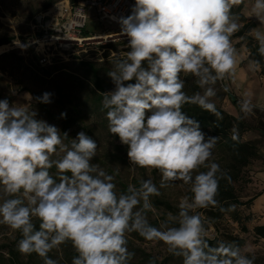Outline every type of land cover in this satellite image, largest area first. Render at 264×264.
<instances>
[{
	"label": "clouds",
	"instance_id": "9594fccd",
	"mask_svg": "<svg viewBox=\"0 0 264 264\" xmlns=\"http://www.w3.org/2000/svg\"><path fill=\"white\" fill-rule=\"evenodd\" d=\"M242 2L135 0L131 14L118 20L130 50L113 53L117 58L108 75L115 90L102 100L108 130L127 146L131 164L160 173L159 188L169 181L190 185L178 214L169 213L159 228L147 217L150 197L160 195L151 179L118 193L115 177L92 163L96 140L83 131L69 140L37 119L30 104L0 100V224L21 233V253L59 264L49 253L70 242L77 253L72 264H130L128 234L137 232L163 242L183 264H254L238 245L222 241L212 247L206 239L202 214L195 210L218 206L220 181L231 177L215 162L218 138H206L199 122L182 111L195 105L222 119L214 86L234 75L238 50L232 37L242 25L232 9ZM249 13L264 25V0H249ZM249 34L264 57V30ZM261 67L258 59L248 63L252 72ZM182 74L195 78L202 91L189 95ZM50 96L36 100L48 104ZM25 98L33 99L30 93ZM241 111L252 112L250 100L241 101ZM146 112H151L147 118Z\"/></svg>",
	"mask_w": 264,
	"mask_h": 264
},
{
	"label": "rangeland",
	"instance_id": "374dc122",
	"mask_svg": "<svg viewBox=\"0 0 264 264\" xmlns=\"http://www.w3.org/2000/svg\"><path fill=\"white\" fill-rule=\"evenodd\" d=\"M60 1L62 0H0V39L6 37L14 39L10 44L0 46V100L7 99L10 104H30L38 112L37 119H43L50 125L56 126L62 134L67 133L69 140L75 139L82 131L96 140L98 149L92 163L99 164L115 177L113 182L117 186V192L120 185L138 186L141 180L146 179H151L159 188L163 179L160 173L154 169H141L131 164L127 156V146L120 142L118 136H113L109 132L106 115L96 103V97L92 95L90 72L81 66V63H94L105 89L108 92L114 91L115 85L108 72L117 58L113 53L123 52L121 42L118 39L87 40L75 46L68 54L54 52L51 64L45 66L39 64V50L29 45L33 37L34 17L42 13L46 5L53 6ZM234 7H239L247 20L255 21L257 28L264 30V25L250 15L249 0H243ZM102 31L99 25L89 22L84 37H99L102 36ZM116 32H118L117 28L111 27L105 35ZM232 40L238 50L237 61L244 59L247 50L239 45L242 40ZM245 63L239 65L244 68V74L237 73L238 67H236L234 75L217 82L214 86L217 91L214 102L216 107L236 117L237 111L227 100L226 93L235 96L240 105L243 99H248L252 108L263 110L260 111V119L264 123V88L260 84L258 75L250 71ZM182 79L185 80V91L189 95L192 94L194 86L197 87V91H202L192 76L182 74ZM130 82L135 83L134 80ZM25 93H30L33 99L28 101ZM44 93L51 94V102L48 104L38 103L36 100ZM62 113H66L63 118ZM149 115L151 112H146V118ZM255 116L258 117L252 109V112L246 115L247 123L252 125L256 120ZM241 139L255 141L258 148L257 160L242 172L240 180L236 182L237 196L244 202L264 192V138L257 132L250 131L244 133ZM220 155L218 148L214 147L215 162L225 166ZM52 172L55 174V169H52ZM167 183L168 187L159 188V196L150 197L153 208L147 212V217L149 222L155 223L153 226L158 228L167 220L169 213L178 214L180 198L191 195L190 185L182 181ZM156 197L168 203L170 209L154 204ZM233 206L224 209L220 216L206 217L205 209L195 210L202 214L207 231L206 239L210 241L215 239L217 243L234 238L240 239L242 253L253 259L254 264H264V241L255 239L251 230L255 220L251 224L245 223L244 219L247 217L245 208ZM235 215L240 223H236ZM241 223L247 229L245 233L241 231ZM20 239L22 235L19 231L0 224V253L6 254L10 248L16 254L17 264H43V259L37 254H24L18 250ZM63 246L64 244L52 250L49 257L58 260L59 264H72V261L63 260L61 254ZM69 248L75 251L71 244ZM128 249L130 252L132 249L135 251L136 259H142V264H183L182 257L171 254L163 242L147 241L137 232L128 234ZM0 264L6 263L0 262Z\"/></svg>",
	"mask_w": 264,
	"mask_h": 264
},
{
	"label": "trees",
	"instance_id": "16d2710c",
	"mask_svg": "<svg viewBox=\"0 0 264 264\" xmlns=\"http://www.w3.org/2000/svg\"><path fill=\"white\" fill-rule=\"evenodd\" d=\"M51 5L52 4L46 5L44 7V11H46ZM232 11L234 13H238L241 16L242 25L240 31L235 33L232 39H240L241 37H243V39H241L242 41L239 42V45L244 46L247 50L246 61L249 62L251 59L260 60L262 67L259 71V76L261 78H264V57L259 56L258 44L249 34L252 29L257 28V25L255 21L247 20L245 15L241 13L239 7H233ZM83 35L85 36L86 33L84 32ZM13 40V37L1 38L0 46L10 44L11 42H13ZM109 46L112 47L111 45ZM81 66H84L90 72L89 80L91 81L93 88L92 95L96 97V103L106 115L107 110L103 109L102 100L103 94L107 93L108 91L103 86L102 80L100 79L98 71L96 70V65L94 63H81ZM196 91L197 87L194 86L192 89V93ZM226 97L231 106L237 111L236 117L227 114L218 107L217 110L221 113L222 116V119L219 120L211 113L204 111L195 105H185L182 111L186 116L199 122L200 129L205 134L206 138H218L215 147H217L220 151V156L225 163V166L221 164L220 167L231 177V182H228V180L226 179L220 181L219 192L217 196L219 204L216 207H209L205 209V216H220L223 214L224 209L228 208V206L230 205H234L236 207L245 208L247 217L244 219V222L247 224H251V222L256 218L255 215L250 212L251 206L253 205L254 201L259 198L264 192L258 193L252 198L242 202L237 196V190L235 186L236 182L240 180L242 172L258 158V148L255 141H242L241 137L244 133L253 131L257 132L259 136L264 138V123L262 119H260V111L263 110L252 108L253 111H255V113L258 115V117L255 116L256 120L252 123V125L248 124L246 121V115L241 111V105L239 104L238 99L230 93H226ZM137 187H139V184ZM127 188L128 186L126 185H120L118 193L125 192ZM154 204L162 205L166 209H170V205L168 203L160 201L157 197L154 201ZM236 216L237 215H235L234 217L236 223H240ZM34 223L36 224V227L38 229L39 221L35 220ZM152 225H155V223H153ZM251 230L255 239L264 241V226H252ZM241 231L244 233L247 231L246 227H243L242 223ZM207 241L212 247L218 245L215 239ZM227 242L234 243L239 247L242 245V241L236 238L228 240ZM70 244V242L65 243L63 249L61 250L63 260L72 261L73 257L77 255L75 251L73 252V250L69 248ZM13 252L14 250L9 248L6 254L0 253V262L6 264H17L18 261L16 260V254ZM131 252L135 253L133 249L131 250ZM141 260L136 259V255L134 254L133 258L130 261V264H142Z\"/></svg>",
	"mask_w": 264,
	"mask_h": 264
},
{
	"label": "built area",
	"instance_id": "2783aa9c",
	"mask_svg": "<svg viewBox=\"0 0 264 264\" xmlns=\"http://www.w3.org/2000/svg\"><path fill=\"white\" fill-rule=\"evenodd\" d=\"M134 5L135 0H62L34 17L29 45L39 50L40 65L51 64L54 52L68 54L75 46L95 38L83 35L87 24L92 22L103 29V37L118 39L123 52L128 51V38L120 35L118 20L130 15ZM111 27L118 32L105 35Z\"/></svg>",
	"mask_w": 264,
	"mask_h": 264
},
{
	"label": "crops",
	"instance_id": "0c3cea01",
	"mask_svg": "<svg viewBox=\"0 0 264 264\" xmlns=\"http://www.w3.org/2000/svg\"><path fill=\"white\" fill-rule=\"evenodd\" d=\"M241 48L246 50V48L244 46H241ZM246 58H247V51H246V56L244 57V59H239L237 61V65H238V66L236 65V67H238L237 73H239L240 75H241V72H243V74H244V68L242 69V67L239 65H241L242 62H246L245 65H248V63H249L248 61H246ZM255 73L258 75V78L260 80V84L264 88V78H261L259 76V71L255 72ZM238 77H240V76H238ZM261 178H263V177H261ZM250 212L252 214H254L255 217L257 218V219H255V225H253V226H264V193L254 201L253 205L251 206Z\"/></svg>",
	"mask_w": 264,
	"mask_h": 264
},
{
	"label": "bare ground",
	"instance_id": "6f19581e",
	"mask_svg": "<svg viewBox=\"0 0 264 264\" xmlns=\"http://www.w3.org/2000/svg\"><path fill=\"white\" fill-rule=\"evenodd\" d=\"M101 39H106V37H103V36H99V37H95V38H92V39H89V41H93V40H101ZM1 50V49H0ZM3 50V49H2ZM3 54V53H2Z\"/></svg>",
	"mask_w": 264,
	"mask_h": 264
}]
</instances>
